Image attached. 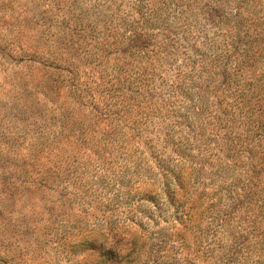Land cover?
<instances>
[{
  "label": "rangeland",
  "instance_id": "obj_1",
  "mask_svg": "<svg viewBox=\"0 0 264 264\" xmlns=\"http://www.w3.org/2000/svg\"><path fill=\"white\" fill-rule=\"evenodd\" d=\"M0 264H264V0H0Z\"/></svg>",
  "mask_w": 264,
  "mask_h": 264
}]
</instances>
